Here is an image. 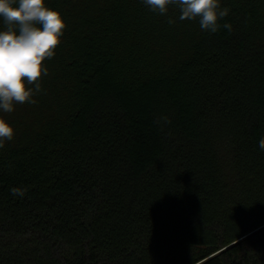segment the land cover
<instances>
[{
  "label": "trees",
  "instance_id": "trees-1",
  "mask_svg": "<svg viewBox=\"0 0 264 264\" xmlns=\"http://www.w3.org/2000/svg\"><path fill=\"white\" fill-rule=\"evenodd\" d=\"M219 3L213 34L175 5L45 0L48 75L0 110V264H264V0Z\"/></svg>",
  "mask_w": 264,
  "mask_h": 264
},
{
  "label": "clouds",
  "instance_id": "clouds-1",
  "mask_svg": "<svg viewBox=\"0 0 264 264\" xmlns=\"http://www.w3.org/2000/svg\"><path fill=\"white\" fill-rule=\"evenodd\" d=\"M153 12L165 15L168 6L178 7L179 19H199L201 30L216 33L219 19L229 14L228 8L221 9L219 0H143ZM0 17L6 29L0 31V110L5 113L14 111L15 104H35L33 98L41 92V76L48 75L43 62L55 54L61 43L66 27L61 14L45 6V0H19L18 7L11 6L10 0H0ZM169 24L175 23L171 18ZM232 30L230 23L223 24ZM28 85L34 87H26ZM14 138V129L0 118V149L6 141ZM264 150V137L259 140ZM12 194L23 195L18 188Z\"/></svg>",
  "mask_w": 264,
  "mask_h": 264
}]
</instances>
